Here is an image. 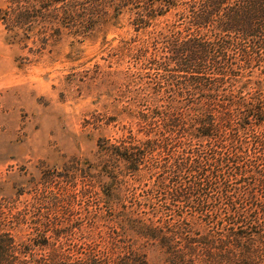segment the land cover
Wrapping results in <instances>:
<instances>
[{"label": "trees", "instance_id": "16d2710c", "mask_svg": "<svg viewBox=\"0 0 264 264\" xmlns=\"http://www.w3.org/2000/svg\"><path fill=\"white\" fill-rule=\"evenodd\" d=\"M12 4L0 9L6 28L28 35L39 29L47 39L61 38L64 30L86 37L115 26L126 8L135 11L136 32L172 10H178L179 22L189 21L184 30L171 25L162 41L152 38L164 54L147 62L157 75L153 88H144L148 104L137 116L147 139L130 134L114 144L101 138L96 164L74 161L62 172L44 171L37 182L44 188L32 200H20L26 192L17 193V200L1 199L0 264H151V249L160 251L162 264H264V80L242 81L264 57V0ZM237 57L244 65L233 62ZM176 144L183 150H174ZM200 147L210 154L201 155ZM165 154L174 158L170 167L198 176L187 186H169L172 196L206 217V225L212 220L216 230L197 233L183 216L164 219L125 204L121 179ZM55 181L65 192L51 189ZM79 181L82 196L91 187L100 205L73 217L62 210L70 208V191ZM210 192L217 196L212 203Z\"/></svg>", "mask_w": 264, "mask_h": 264}, {"label": "rangeland", "instance_id": "374dc122", "mask_svg": "<svg viewBox=\"0 0 264 264\" xmlns=\"http://www.w3.org/2000/svg\"><path fill=\"white\" fill-rule=\"evenodd\" d=\"M13 1L0 0V9L15 7ZM177 11L136 32L131 25L135 11L126 8L115 26L86 37L64 30L59 39H47L39 29L29 35L23 29L9 31L0 21V201L17 200L21 192H26L22 202L32 200L36 189L44 188L37 182L49 169L62 172L74 161L96 164L101 138L114 144L130 134L141 141L147 139L137 117L148 104L144 88H153L157 80L147 62L164 54L161 43L152 38L162 41L173 24L175 30H184L189 20L179 22ZM233 62L244 63L240 57ZM249 67L242 81L264 80V57ZM174 150L182 151L183 146L176 144ZM199 151L203 156L210 154L205 147ZM173 160L165 154L150 161L138 175L122 178L120 196L143 213L164 219L183 216L197 233L207 227L216 230L212 220L206 225L202 221L206 217L193 208H183L170 193L169 186H187L198 177L178 169L177 164L170 167ZM105 181H111L109 176ZM77 183L70 191L75 192L70 208L62 211L69 210L73 217L97 211L100 204L92 188L82 196V181ZM51 189L65 192L58 181ZM215 198L213 194L209 202ZM148 259L151 264L163 262L157 249L148 251Z\"/></svg>", "mask_w": 264, "mask_h": 264}]
</instances>
